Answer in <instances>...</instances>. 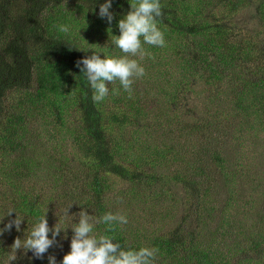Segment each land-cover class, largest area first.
I'll return each instance as SVG.
<instances>
[{"label":"trees","instance_id":"obj_1","mask_svg":"<svg viewBox=\"0 0 264 264\" xmlns=\"http://www.w3.org/2000/svg\"><path fill=\"white\" fill-rule=\"evenodd\" d=\"M104 2L0 0V213L25 217V234L0 237L10 245L0 246V264H17L9 262L14 240L44 213L50 228L67 229L42 259L21 264H49V255L60 264L81 208L95 218L124 214L127 224L107 233L97 224L95 234L122 249L157 248L154 264H264V194L251 210L244 202L238 209L248 196L234 183L240 161L228 153L230 143L247 141L244 114L264 128V0H160L166 45H144L145 75L131 96L117 81L97 103L76 62L97 50L124 55L113 40L132 0H111V24L99 16ZM88 33L107 37V51L77 42ZM221 84L228 100L189 98ZM42 106L45 126L58 133L46 177L53 182L31 193L32 154L43 145L29 140V126Z\"/></svg>","mask_w":264,"mask_h":264},{"label":"clouds","instance_id":"obj_2","mask_svg":"<svg viewBox=\"0 0 264 264\" xmlns=\"http://www.w3.org/2000/svg\"><path fill=\"white\" fill-rule=\"evenodd\" d=\"M130 10L117 22L119 35L114 36L113 43L124 55L119 57H103L101 54L92 52L90 56L76 62V66L84 72L87 81L93 90L94 102H103L109 95V85L119 82L125 92L131 96L132 85L136 79L145 75V68L139 62L147 53L144 45L164 47L166 45L164 33L158 26V18L163 15L160 0H132L129 3ZM111 0H105L99 5V16L106 18L111 24L114 14L109 11ZM59 31L68 32L67 25H59ZM82 38V37H81ZM83 39V38H82ZM86 42V41H85ZM87 43V42H86ZM138 57L139 59H136ZM83 65L81 68L80 66ZM115 91V90H113ZM64 210L65 216L68 209ZM14 210H7L5 216H10ZM74 223L71 227L72 237L70 240V251L65 254L60 264H154L158 254L155 247H140L139 249H122L119 242L104 234L97 235L94 228L97 224L107 225L105 232L114 231L116 225L128 223L127 217L121 213L107 212L99 218L89 215L84 208L73 214ZM22 216L16 214L14 220H10L0 228V234L9 231L13 226L20 231ZM67 228H61L57 222L51 228L48 225L45 213L39 217L31 231L23 239L17 237L11 249L13 254L9 262L15 260L16 251H31L33 256L42 259L44 254L53 245L57 244L56 237ZM51 233L52 238H49ZM49 264H56L55 257L48 256Z\"/></svg>","mask_w":264,"mask_h":264},{"label":"rangeland","instance_id":"obj_3","mask_svg":"<svg viewBox=\"0 0 264 264\" xmlns=\"http://www.w3.org/2000/svg\"><path fill=\"white\" fill-rule=\"evenodd\" d=\"M95 37L94 34L88 33V36H84L83 39H79L77 42L87 46L89 48L94 47V45L101 49L102 52H106L109 48V44L111 41L107 39V37H103L102 35L96 34ZM99 39V40H98ZM87 43H86V42ZM98 43V44H97ZM97 53H100V50H97ZM178 61L176 58L175 62ZM170 65L168 64L167 67L170 69ZM139 79H136L135 81L138 82ZM226 87H224L222 84L220 87H209V86H200L197 89H195V93L189 96L190 100H193L194 102H197L198 99L203 97L204 95L211 94L217 101H222L224 99H229L227 97V92L224 91ZM203 90V92H202ZM218 90H222L223 93H219ZM229 94V92H228ZM111 99V98H110ZM214 100V101H216ZM112 101V99H111ZM110 101V102H111ZM111 110L114 111L115 108H113L111 105ZM41 114L43 117H35L33 119V124L29 126V134L30 139H35L36 137L40 139L42 142L41 148L38 150L39 152H36L32 154V156H38V159H35V172L33 175H31L29 182L32 186L31 193L34 192H48L51 189L48 188L51 185V182H53V178L48 181L46 178L50 171V166L53 162V156L51 151V145L53 142H51V139H53V136H58L57 132H54L50 127L45 126L46 118L44 116H47L49 111L45 106L41 107ZM44 110V111H43ZM252 114H248L241 118V123L243 124L242 129H245L243 133H245V139L247 140L246 143H243L239 145V143H230L228 146V153L229 155H232L235 157V159H238L240 161L239 169L237 171V181L234 183L240 188L242 193H245L248 197H244V200H242L239 206H241L242 202L243 204H247V209L249 208L251 210V204H254L257 201V198L262 196L264 194V128L261 130H256L257 121L254 116H251ZM233 129H230L232 132ZM54 133V135L52 134ZM51 134V136H50ZM32 137V138H31ZM233 142H237L236 139H232ZM39 144V143H38ZM37 147V148H36ZM36 149H38V145L36 144ZM226 147V146H225ZM65 150H62V153L68 154L71 152L70 147L67 148V146L64 147ZM129 153V152H127ZM135 155V152H133L132 157ZM192 155H188V158H190ZM37 158V157H36ZM187 161V160H186ZM7 172V171H6ZM23 170L21 168H18V173L22 174ZM7 176H10V173L7 172ZM48 181V187L44 184V181ZM28 188V187H26ZM47 199V197H44ZM44 202V201H43ZM45 203V202H44ZM240 209V207L238 208ZM8 209H4L0 213V217H3ZM23 212V211H21ZM17 213H13L7 218H3L2 221H0V228H3L6 223H8L10 220H14ZM25 219L24 215H22ZM24 220L21 222L20 225V231L18 232L14 227L10 229L11 234H25L24 229ZM28 224L26 223V228ZM8 231L4 232L3 234H0V237H7ZM11 240V239H10ZM8 240V241H10ZM0 246L6 250L10 245L7 241L0 240ZM20 255L16 256L15 259L17 264L24 263H30L34 262L38 258L33 256V253L29 250L27 252H24L23 250H19Z\"/></svg>","mask_w":264,"mask_h":264}]
</instances>
